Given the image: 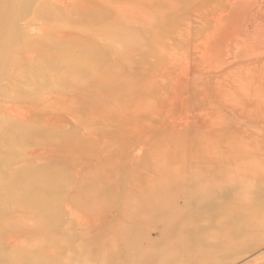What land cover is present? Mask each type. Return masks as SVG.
<instances>
[{"label": "rangeland", "instance_id": "374dc122", "mask_svg": "<svg viewBox=\"0 0 264 264\" xmlns=\"http://www.w3.org/2000/svg\"><path fill=\"white\" fill-rule=\"evenodd\" d=\"M117 1V7L127 2ZM131 1L126 5L132 8L124 4L121 6L124 10L119 7L112 15L117 17L118 27L127 28L124 27V31L132 35L134 44L133 39L128 41L129 45L126 42L129 37L124 36L127 34L123 27L119 32L114 29L118 28L117 23L109 25L114 34L118 32L117 36L113 35L117 37L116 42H112L111 28L105 27V31L109 28L110 35L105 32L109 37L105 36L94 46L100 61L94 66L96 70L93 67L88 71L85 81H77L72 75L73 81L60 61L59 52H51L49 48L48 41L54 40L60 43L58 51L70 50L75 57L81 50L71 43V38H66V42L74 46L61 41L57 35L61 34L60 30L50 32L49 36L41 21L18 24L23 32L19 44L26 45L30 53L18 57L15 52L17 58L12 54L18 66L11 65L4 74H13L15 80H8L9 76L0 80V117L10 121L12 127L20 120L24 126L45 128L41 133V147H38L41 151L45 145L68 148L63 159L70 180L54 197V205L58 208L56 215L48 219L49 227L42 229L39 225L35 228L34 224L41 223L23 212V208L14 207V202L9 200L8 213L0 218L1 223L9 222L13 226V233H16L12 235L21 240L20 244H25L26 252L31 250L32 244L45 242L46 249L39 251L44 252L41 257L47 264H57L58 258L73 254L75 249L80 253L82 232L95 238H86L88 247L101 252L104 264L111 261L114 264H157L160 258L147 257L152 253L166 255L167 259L163 260L166 264H194L210 250L223 249L229 243L218 237L204 249L194 252L195 245L205 243L200 234L211 221L203 216H207L212 205L224 204L226 209L237 204L239 199L244 201L246 219L244 223L231 224L232 230H242L239 238L232 242L234 247L197 264H264V0ZM140 5L145 6L144 10ZM134 7L140 15L138 11L133 14L136 10L130 12ZM47 9L52 10L51 7ZM72 10L75 19L78 15ZM123 11L130 13L123 15ZM29 13L32 16L34 11ZM118 18L124 25H119ZM68 30L64 29L62 34H71L72 30ZM106 43H111L110 49ZM112 46L119 52L114 48L112 53ZM114 50L116 54L111 58ZM56 73L62 77L57 78ZM66 74L70 76L67 79ZM36 83L47 86L57 83L58 90L51 89L47 97ZM30 109L39 113L35 121L28 116ZM5 111L7 117L3 115ZM12 127L5 135L13 137ZM27 147H23V159L31 157L35 149L32 145ZM11 148L0 143V162L2 154ZM49 160L43 159L41 163ZM100 161L102 166L99 171L94 170L90 185H85L78 193L76 167ZM212 166V173L220 172V175L205 177L208 174L204 171ZM228 188L235 190L238 196L231 200ZM245 196L251 197L250 200ZM252 204L251 212L248 210ZM4 210L0 202V215ZM7 242L4 237L0 238V264H19L22 250L17 246L15 252L6 255L5 251H10ZM61 250V257L52 255ZM25 259L26 264L32 263V256H24ZM36 261H40L39 258Z\"/></svg>", "mask_w": 264, "mask_h": 264}, {"label": "bare ground", "instance_id": "6f19581e", "mask_svg": "<svg viewBox=\"0 0 264 264\" xmlns=\"http://www.w3.org/2000/svg\"><path fill=\"white\" fill-rule=\"evenodd\" d=\"M116 1L117 0H0V80L3 77H7V76H9V77H7L8 80H10V79H11V81L15 80V77L12 79L13 74L12 75H8L7 74V76L4 75L10 69L9 67L11 65H14L15 64V66H18L17 61L13 57H16L17 58V55H18V57L21 56V55L28 56L29 55L28 53H30V51L28 49H26L27 48L26 45L22 46L23 45L22 44L23 42L21 43L22 45L19 44L20 43L19 40L23 37L22 36L23 32H22V30L20 31V28H18V26H19L18 24L21 21H25L27 24L35 23V22L38 23V22L41 21L42 24H45L43 26V28L44 27H47V33H48L49 36L52 35V34L50 35V32H53V31H56L57 32V30L58 31L60 30L59 32L61 34H58L57 33V35H59L61 41H65L66 42V38L69 37V38L72 39L71 41H73L71 43H75L76 44V47L79 48V50H81V52H79V54L74 57L73 55L75 53L74 54L73 53L71 54L70 53V50L69 51H64V52L62 50H59L58 51V45L60 43L56 44L57 42L54 41V40H49L48 41L50 43L49 44L50 45L49 48L51 49V52L52 51H55L56 53L59 52V57H60L61 60L59 58H57V59H59L60 61H62L65 64V67H67V69L69 70V74H71V78H72V75H74V76H76L75 79L77 81H79V80L85 81L84 78L87 77L88 71L90 69H92L94 66H96L98 64V62L100 61L99 56H97L96 53H95V48L96 47H94V46L97 45V43L101 41L100 39H102V38L105 39L106 38L105 36L110 35V34L112 36L113 35H116L119 32V30L121 31V28L123 27V26H119L118 27V23L116 22L117 21V17H115V15L114 16L112 15V11H115V12L117 11L118 12L119 9L121 8V6H123L124 4H125V6L128 5L129 7H131L130 4H127L126 5V3L128 2V0H126L127 2L125 1L126 3H124L123 1H121V2H123V4L121 3L122 4V5L120 4L121 6L118 5L120 8L117 7L116 4L118 3V1H117V3H116ZM144 2H146V1H144ZM141 3H142V1H141ZM151 3H152V1H151ZM131 4L133 5L134 3H131ZM138 4H140V3H138ZM142 5H140L142 7V8L141 7L140 8L144 10L143 7H145V6H142ZM133 6L137 7L135 4ZM150 6H151V4H150ZM49 7L52 8V10H51L52 13H50L51 11L47 9ZM129 7H126V8L129 9ZM146 7H147V5H146ZM34 8H35V10H34ZM117 8H118V10H117ZM148 8H147L146 11H148ZM72 9H74L76 11V14L78 15L75 19L73 18L74 16L72 17V14H71V12H73ZM114 9H116V10H114ZM121 9H123V8H121ZM31 10L34 11V13H33L32 16L29 15L30 14L29 12ZM133 10H136V8L130 10V12H132ZM137 11L139 12V10H136V11L133 12V14L135 12L138 14ZM120 12H121V10H120ZM125 12L126 11H123V15H124ZM130 12H126V13H130ZM74 13L75 12H73V14ZM113 14H115V13H113ZM139 15H140V12H139ZM131 17H133V16H131ZM136 17H138V15ZM133 19L135 20V16H134ZM139 19H141V18H139ZM129 20H132V18L131 19L129 18ZM118 21H119V18H118ZM126 22H128V21H126ZM147 22H149V21H147ZM115 23H117L116 24L117 25L116 27H118V28H114V29H117L118 32L114 34V31L112 30L113 28H111L109 25L115 26ZM133 23H134V21H133ZM133 23H132V26L136 24V22H135V24H133ZM142 23H144V22H141V24ZM121 24L124 25L123 20H122V23H121V21H119V25H121ZM145 24H147V23H145ZM137 25H139V24H136V26ZM107 26H109V28H111V30H112L111 33L109 32V28L107 30L108 32L105 31L106 30L105 27H107ZM124 27H123L122 30L125 33L126 31H124ZM63 28L66 29V30L67 29H69V30L71 29L72 30L71 31L72 33L71 34H69V33L68 34H65V32H64V34H62V31L64 30ZM101 28L103 29V31H102ZM142 28H144V26H142ZM105 32H107V35H106ZM108 33H110V34H108ZM134 33H136V32H134ZM126 34H127V32H126ZM74 35H76V36L74 38H72V36H74ZM122 35H124V34H121V36ZM124 36L126 38L129 37V40L126 39V42L130 41V39L131 40L133 39L132 44H134V38L133 37H130L132 35L129 36V34H127V35H124ZM29 37H28V39H29ZM38 37L42 38L41 36H38ZM43 37L45 38V36H43ZM54 37H56V36H53V38ZM107 37H109V36H107ZM114 37L115 36H113V38ZM118 37H120V36H118ZM31 38H32V36H31ZM47 38H48V36H47ZM62 38H65V39L63 40ZM113 38H111V39H113ZM116 38H114V40L112 42H116ZM28 39H26L27 41L25 40L26 41L25 43L28 42ZM35 39H37V38H35ZM35 39L32 40V43H33V41H35ZM38 40L40 42L41 39L38 38ZM38 40H36V41H38ZM126 42H125V44H127ZM66 43L69 44V42H66ZM129 43H131V42H128V45H129ZM37 44L39 45L38 42H37ZM106 44H108L107 46L110 49V46H111L110 44L111 43L110 44L109 43H106ZM27 45H28V43H27ZM72 45L73 44H69V46H72ZM98 45H99V43H98ZM103 46H104V43H103ZM107 46H105V47H107ZM39 47L42 49V46L41 45ZM99 48H100V46H99ZM114 48H115V46H114ZM114 48L112 46V51H111L112 53H113V49ZM128 48H130V47H128ZM45 49H43V50H45ZM66 49H68V48H66ZM74 49H75V47H74ZM43 50H42V53H45V51L43 52ZM105 50H107V49H105ZM60 51H62V52L60 53ZM97 51H99V50H97ZM117 51L119 52V50H117ZM126 51H129L130 53L131 52H134L133 50L132 51L126 50ZM126 51H124V52L126 53ZM15 52L17 53L16 56H14V53ZM39 52H40V50H39ZM121 52L123 53V51H121ZM12 54H13V57H12ZM115 54L116 53H115V50H114V54L111 55V58H113L112 56L115 55ZM119 54L120 53H118V55ZM53 55H55V53ZM39 56H42V55H39ZM121 56H123V55H121ZM129 56H133V55H129ZM108 57H109V55H108ZM40 58H41V60H43V57H40ZM116 58H117V56H116ZM53 60H55V58H53ZM113 60L115 61V59H113ZM116 61L118 63V60L117 59H116ZM56 63H58L57 64V66H58L59 65V62L56 61L55 64ZM49 64H50V61H49ZM51 64H52V62H51ZM111 64H109V66ZM128 64H129V62H128ZM48 66H47V68H48ZM54 66H56V65H54ZM54 66H53V68H54ZM62 66H63V64H62ZM43 67H45V66H43ZM112 67L114 68V66H112ZM94 70H96V68ZM48 71H50V70L48 69ZM45 74H46V72H45ZM56 74H58V73H56ZM46 75H48V74H46ZM56 76H58L57 78H59V76L62 77V75H59V74L56 75ZM68 77H70V76H67V74H66V79ZM63 79H64V76H63ZM63 81L65 82V80H63ZM73 81H74V79H73ZM36 82H39V81H36ZM46 82H47V80L44 83H46ZM33 83L31 85H33ZM91 83L92 82H90V84ZM42 84L43 83H41V84L36 83V85H37L38 88H42L41 91L44 90L47 93V94L43 93V95L45 94L47 96L48 93H50L49 91H51V89L58 90V88L56 87L57 83H56V85H53L52 84L53 86H50L51 84H49V86H47L46 84H43V85ZM70 87H72V86L69 85V88ZM82 87H83V85H82ZM96 89L97 90H100L98 88H96ZM67 91H68V89H67ZM80 91L83 92L84 90H81L80 89ZM93 91H95V90H93ZM72 92H73V89H72ZM43 95H42V97H43ZM46 96L43 97V98L45 99ZM52 97H49V98H52ZM69 97H67V98H69ZM72 97H74V96H72ZM53 99H55V98L53 97ZM53 99H51V100H53ZM71 99H70V101H71ZM16 100H17V98H16ZM63 100H65V99H63ZM74 101H75V99H74ZM71 105H75V103L74 104H71ZM4 107H5V110H6L7 109L6 106H4ZM69 110H71V109H69ZM29 112L30 113L28 114V116L31 117L30 119H32V120H34L36 118L35 117L36 114H39L36 110L33 111V110L30 109ZM70 112H72V111H70ZM3 113H4L3 115L5 117L8 116V114L6 113V111L3 112ZM68 115H70V114H68ZM2 117H0V143H3L4 142V143L10 145L13 148H11V150L7 151L6 153H3L2 154V161L0 162V202H2V204H4V207H5V210L0 215L1 216L0 218H4L7 215L8 212L6 211V205H7V202L9 200V201H11V203L14 202V207L15 206H17V207L19 206V208H21V209L23 208L22 209L23 212H25L27 214H31L33 217H35L39 221V223H41V224H36V225L34 224L35 228L37 226H39V225H41L42 229H44L45 227H49L50 224L48 223L49 222L48 219L52 217V215L56 211V208H58L57 205H54V197H56L55 195H57V191L62 187V185L67 180H70L69 179L70 178L69 177L70 174L67 171V168L68 167L67 166L65 167V165H64V159H63V155L66 154V152H68V148H65V146H62V145H56L55 144V146H54L52 144L53 146H50V145L48 147H46V145L43 146L42 149L44 148V150L41 151V149L39 150L38 147H41V146H39L41 144L40 139H42L41 133L43 132V130L45 128H43V127H41V128H39V127L38 128H34L33 126H24V125H22V123L20 122V120H19V123H17V125H14V127H12V125H11L12 123H10V121H8V120H6V119H4ZM76 118H78V117L76 116ZM79 120H80V118H79ZM63 122H64V124H62V123L61 124L65 128L66 127L65 126L66 121L63 120ZM114 124H116V123H114ZM10 126L12 127L11 130H12V133H13V137L12 136H9L8 133H7L8 135H5L6 134V131H8V128H10ZM92 126H93V124H92ZM79 128H78V131L77 132H79V130H80ZM87 129H88L87 131H90L89 128H87ZM92 130H94V129H92ZM93 132H95V131H93ZM19 134L21 135V140L18 143V139L20 137ZM88 134H89V132H88ZM91 134H93V133H91ZM95 135L97 136L98 134H95ZM119 135H121V134H119ZM88 136H90V134ZM103 136H105V135H103ZM104 138H106V137H104ZM111 138L113 139V137H111ZM121 139H123V138H121ZM48 140H51V138L48 139ZM109 143L112 144V146H113V143H111V142H109ZM102 144H105L104 141H103ZM31 145L35 148L30 153L31 154V157L29 156L28 158H26L24 156L25 158L23 159L22 158V155H24L23 154L24 153L23 147L24 146L27 147V146H31ZM141 150H142V148H141ZM121 151H123V150H121ZM28 153H29V151H28ZM140 153L142 154V152H140ZM55 156H58V158L60 157L61 160H59L58 158H53ZM76 156H78V155H76ZM47 158H50L49 162H47V163H41V161L43 159H47ZM132 163H134V162H132ZM119 164H122V163H119ZM5 166H7L6 168H8V169L4 168ZM101 166H102V162L100 161V162H98L96 164H91V165L84 164V165H82L80 167H76V174L75 175L77 177V181H76V186L75 187H76V191L78 193L79 192H82L83 189H84V186L85 185L87 186V184L91 182V180L93 179L92 178V175L94 173V170L97 169L96 171H99V169H100ZM204 172L208 174L205 177H210L211 175L215 176L217 173H218L217 175H220L219 174L220 172L212 173V172H214L213 166L211 168L206 169ZM135 180H134V182H135ZM88 185H90V184H88ZM226 190H227V193H228L229 198L231 200L234 197L236 198L238 196L234 192L235 190L232 191L231 188H228ZM74 193H76V192H74ZM78 193L76 195H78ZM245 197H247V196H245ZM250 198L251 197H247L246 200L248 201V200H250ZM252 200H253V197H252ZM237 202H238L237 204L235 203V204H232V206L227 207L228 209L227 208L224 209V204L222 206L212 205V206H210V211H208L207 216H203L202 215L203 213L201 212V214H200L201 216H203L206 220L208 218V220H211V221H209L210 222L209 225H207V226H205L203 228V230H202V232L200 234L201 235V238L202 239H205V243H201L200 242L197 245H195V251L194 252H197V250L204 249L205 246H206V244H210V243L214 242L215 239L218 238V237L229 241V243L225 247H223V249H220V250H217L216 249V251L210 250V252L208 254H205V256L203 255L204 256L203 259H200L199 261L195 262L194 264H197L198 262L203 263L206 260H209V258H211L212 256H215L216 254H221V253L228 252L229 250H231L234 247V244H232V242L235 241L237 238H239V235L242 232V230H239V229L232 230L231 229V224L233 225V223L235 224V223H238L239 221H242L241 223H244L245 222V219H246L245 218V216H246L245 215V213H246L245 208L246 207L243 204L244 201L242 202V201H240L238 199ZM252 206H253V204L249 206V208L251 207V210H248V211H251L252 212ZM70 207H69V209H71ZM218 207H220V209ZM76 208L78 209V207H76ZM76 208H74V209H76ZM205 209L208 210V208H206V207H205ZM70 212H72V211H70ZM56 213L54 215H56ZM20 214H17V216L20 215ZM76 214H78V213H76ZM252 214L254 216V213H252ZM11 215H13V214H11ZM31 215H28V216H31ZM60 216H61V213H60ZM72 216H74V215H72ZM25 217H27V216H25ZM7 218H9V217H7ZM99 218H100V216H99ZM23 219H25V218L23 217ZM28 219H25V221L28 220ZM81 219H82V216H81ZM96 219H98V218H96ZM66 220H68V219H66ZM92 220L93 219H91V221ZM30 222H32V221H30ZM59 222L60 221H58L57 223L59 224ZM84 223H86V222H84ZM88 223H90V222H88ZM55 225L57 226V224H55ZM246 227L251 228L250 226H246ZM28 228H29V226H28ZM38 228H40V227H38ZM13 231H14L13 230V226L9 222H5L4 224H2L1 221H0V238H3L4 237V239L6 241H8L7 244H8L9 250H10V251H5V254L8 255V253L15 252L16 251L15 249L18 246V249L20 248L22 250L21 251V257H22V259L19 262V264H26L27 260L26 259H25V261L23 260L24 259V256H32V259L33 260L31 261L32 262L31 264H43L44 263L43 262L44 261L43 260L44 257L42 258L41 255L44 252L39 251V250L42 249V248L46 249V247H45V244L46 243L44 242L45 244L44 243H39V244H36V245H33L32 244L33 247L31 248V250L28 249L30 251L26 252L25 251V248H26L25 244H23V242H22V244L19 243V241L21 242V240H18L17 237H15L14 235H12V234H15L16 233V232L13 233ZM40 231H41V229H40ZM25 233H27V232H25ZM194 236H196V235H194ZM46 237H48V235ZM80 237H81L80 239H82V244H81V247H80V250H81L80 253H77V250L75 249V251L73 250L74 252H72L73 254H71V253L69 254L68 253L69 255H66L65 258H58L59 261H58L57 264H104V257L101 254V252L100 251H95L93 249L94 247L93 248H89L88 247V244L89 243L87 242V239L86 238H93V237L91 235L85 234L83 232L81 233ZM40 238H39V241H41ZM93 239H95V238H93ZM51 240H53V239H51ZM33 241H28V242L30 243V242H33ZM113 241H115V240H113ZM26 244H27V242H26ZM78 244H79V242L77 243V245L75 244L76 247L78 246ZM113 245H114V243H113ZM28 246H29V244H28ZM49 248H50V246H49ZM73 248H75V246H73ZM98 249H99V247H98ZM52 253H53L52 255H57V257H61L62 250L61 251H58L56 253H54V252H52ZM147 257H151L152 259L153 258H160L159 260L156 261L157 264H166L167 263V262H163V260H166L167 258H166V255H164L162 253H159V254L158 253H152V255L150 254ZM36 258H39L40 261L37 262L36 261ZM63 259H65V260H63ZM84 259L87 260L86 263L83 262ZM29 260H31V259H29ZM50 260H53V258L50 259ZM193 262H194V260H192V263ZM114 263L115 262H113V261L109 262V264H114ZM9 264H11V263H9ZM13 264H16V262L13 263ZM44 264H47V263H44Z\"/></svg>", "mask_w": 264, "mask_h": 264}]
</instances>
